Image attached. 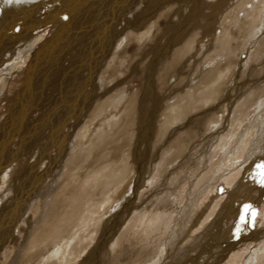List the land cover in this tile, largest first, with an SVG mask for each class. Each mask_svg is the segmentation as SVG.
<instances>
[{"label":"rangeland","instance_id":"1","mask_svg":"<svg viewBox=\"0 0 264 264\" xmlns=\"http://www.w3.org/2000/svg\"><path fill=\"white\" fill-rule=\"evenodd\" d=\"M113 1L0 16V264H264V0Z\"/></svg>","mask_w":264,"mask_h":264},{"label":"bare ground","instance_id":"2","mask_svg":"<svg viewBox=\"0 0 264 264\" xmlns=\"http://www.w3.org/2000/svg\"><path fill=\"white\" fill-rule=\"evenodd\" d=\"M35 0H11V3H9L8 2V0H0V16H2V18H3V20L5 21L6 19H7V21L6 22H12V17H13V15L15 14V12H17V10L19 11V9L21 10V8H23V7H25V6H27L28 4H30L31 2H34ZM40 1V0H39ZM45 1V0H44ZM119 1H121V0H114L113 1V3H112V6H110L111 7V9H110V11H109V13L106 15V18H104L102 21H101V25H100V27H98L97 28V30H96V32H98V35H96V37L95 38H97L96 39V41L98 40L99 41V43H100V45H101V48H102V50L100 51V53L98 52V54H97V58L98 57H101V56H103L104 55V53H105V51H106V49H107V45H106V43H105V32H106V27H107V25L110 23V21H111V19L114 17L113 16V14H114V12L117 10H114L117 6L119 7V9L118 10H120V14H122V11L124 10L125 12H129L134 6H136V4H134L133 6L131 5L130 6V2L131 1H133V2H136V0H123V2L125 3V5H124V7L122 6V7H120L119 6ZM143 1V0H142ZM82 2V1H81ZM109 2V1H108ZM122 1L120 2V4L121 3H123ZM140 3V2H139ZM38 4H41V3H38ZM71 4V3H70ZM79 4H80V2H79ZM82 4V3H81ZM90 5H89V7L91 6V5H93V4H91V3H89ZM72 6V5H71ZM159 6V5H158ZM28 7V6H27ZM81 7V6H80ZM87 7V6H86ZM92 7V6H91ZM109 7V8H110ZM30 8H33L32 7V5H31V7ZM123 10H122V9ZM25 11H27V10H25ZM22 12H23V10H22ZM21 12V13H22ZM74 12H75V10H74ZM85 12H87V11H85ZM125 12H123L124 14H125ZM27 13V12H26ZM98 13V12H97ZM17 14H18V12H17ZM115 14H116V12H115ZM118 15V14H117ZM127 15V14H126ZM126 15H123V16H125V18H126ZM12 16V17H11ZM14 18H16V17H14ZM19 18V17H18ZM122 18V17H121ZM88 19V18H87ZM99 21V20H98ZM67 22V21H66ZM127 22V21H126ZM122 23V22H121ZM99 24V23H98ZM63 25H65V24H63ZM10 26V25H9ZM36 26V25H35ZM12 27V26H11ZM10 29V28H9ZM8 28H7V30H9ZM58 30V29H57ZM6 31V30H5ZM60 31V30H59ZM58 31V32H59ZM6 33V32H5ZM62 33V32H61ZM139 34V33H138ZM61 35V34H60ZM32 36V35H31ZM0 37H1V35H0ZM59 37V36H58ZM58 40V39H57ZM107 40V39H106ZM53 41V40H52ZM46 42V41H45ZM82 42V41H81ZM110 42V41H109ZM37 43V42H36ZM49 43V42H48ZM52 43H54V42H52ZM39 44V43H38ZM43 44V43H42ZM41 44V45H42ZM37 45V44H36ZM51 45V44H50ZM49 46V45H48ZM96 46V45H95ZM111 46V45H110ZM43 47V46H42ZM92 48H94L93 46H91ZM98 47H99V45H98ZM36 49V48H35ZM33 50V49H32ZM38 50V49H37ZM41 50V49H40ZM25 51H26V49H25ZM95 51V50H94ZM36 52V51H35ZM34 52V53H35ZM38 53V52H37ZM26 54V53H25ZM25 54H23L24 56H25ZM91 54V53H90ZM32 55V54H31ZM96 55V54H95ZM33 56V55H32ZM37 56V55H36ZM92 57V56H91ZM32 58V57H31ZM97 58H91V59H89L88 61H86V63H87V68H88V71H89V74H88V77L86 78V80H85V82H84V84H85V87L89 84V83H91L92 82V80H93V76H92V73H94L93 72V69H92V62L95 60V59H97ZM38 59V58H37ZM99 60H100V58H99ZM31 62V61H30ZM33 66V65H32ZM81 66V65H80ZM27 67V66H26ZM30 67V66H29ZM152 68V67H151ZM28 70V69H27ZM30 73H31V71H30ZM87 73V72H86ZM29 74V73H28ZM29 76V75H28ZM31 76V75H30ZM33 77V76H32ZM73 77V76H72ZM27 78V77H26ZM67 80H69V79H67ZM31 81V80H30ZM83 82V81H82ZM7 84V83H6ZM83 84V85H84ZM4 85V84H3ZM90 85V84H89ZM81 86L82 85H79V89L77 88V90H76V96H75V98L70 102V100H69V102L68 103H66L67 105H69V108L72 110V111H74L75 110V106H76V103H77V108L79 107V105H80V102H78L79 101V97H80V100L82 99V92H83V90L84 89H82L81 88ZM3 87V86H2ZM4 87H5V85H4ZM3 87V88H4ZM84 87V88H85ZM6 88V87H5ZM73 89V88H72ZM31 90H32V86L30 85V100H29V104H28V107H30V108H28L29 109V111H30V113L32 112V110L34 109V105H35V96H34V94H31ZM68 90V89H67ZM74 90V89H73ZM3 91V90H2ZM1 91V92H2ZM6 91V90H5ZM28 91V90H27ZM4 92V91H3ZM2 92V93H3ZM22 93H24V92H22ZM25 94V93H24ZM24 94H21V95H24ZM4 95V94H3ZM20 95V94H19ZM74 95V94H73ZM58 97V96H57ZM70 97V96H69ZM68 97V98H69ZM15 98H17V96L15 97ZM54 98V97H53ZM18 99V98H17ZM17 99H15V101L17 100ZM20 99V98H19ZM25 99V98H24ZM70 99V98H69ZM37 100V99H36ZM82 101V100H81ZM18 102H20V101H18ZM66 102H67V100H66ZM20 104V103H19ZM60 104H64V102H62V103H60ZM59 104V105H60ZM21 105V104H20ZM59 105H57V106H55V109L53 110V113H55V117L56 118H58L59 117V114L63 111V109L65 110L66 108L64 107L63 109H61V107L63 106V105H61V107H59ZM75 105V106H74ZM25 106V105H24ZM53 106V105H52ZM68 107V106H67ZM53 108V107H52ZM61 109V110H60ZM160 109V108H159ZM19 110V109H18ZM24 110V109H23ZM35 110V109H34ZM28 111V110H27ZM24 112V111H23ZM66 112V111H65ZM68 113V112H67ZM17 115V114H16ZM23 115V114H22ZM29 115V114H28ZM28 115H26V117H28ZM54 115V114H53ZM53 115L52 114H50V116H49V119H48V121H46L47 122V126L48 127H50L48 124H50L49 123V120L53 117ZM68 116V115H67ZM69 116H71L70 114H69ZM20 117V116H19ZM63 117V116H62ZM64 118V117H63ZM60 119V118H59ZM64 119H66V118H64ZM63 119V120H64ZM20 120H22V121H24L25 119L24 118H22V119H20ZM61 121H62V119H61ZM72 121V120H71ZM52 122V121H51ZM60 122V121H59ZM20 123H22V122H20L19 121V123H18V125L20 124ZM61 124H64V123H61ZM51 125V124H50ZM66 125V124H65ZM16 127V124H14V127L12 128V131H11V134H12V132H13V129ZM21 128V127H20ZM17 130V129H16ZM31 130H33V129H31ZM39 130V129H38ZM49 132H50V134H49V136H50V143H51V145H52V147H54L55 145H56V143H57V133H60V131L62 130V127H60V125L56 122L55 123V126H52L51 125V127L49 128ZM15 131V130H14ZM20 131V130H19ZM16 133V132H15ZM66 133V132H65ZM44 134V133H43ZM44 135H46V134H44ZM67 135V134H66ZM43 136V135H42ZM46 137V136H45ZM58 137H59V135H58ZM40 138H42V137H40ZM48 138V137H47ZM62 138V137H61ZM59 139V138H58ZM63 139V138H62ZM62 139H60V140H62ZM43 140V139H42ZM46 140V139H45ZM42 142V141H41ZM46 142V141H45ZM48 142H49V140H48ZM62 143V142H61ZM13 144V141L10 143V146ZM24 144V143H23ZM43 145V144H42ZM46 145V144H45ZM57 146V145H56ZM19 147V146H18ZM41 147V146H40ZM43 147V146H42ZM20 148H21V146H20ZM44 148V147H43ZM3 150V149H2ZM40 150V149H39ZM48 150V149H47ZM45 150H43V152H44ZM49 151V150H48ZM47 151V152H48ZM10 153V152H9ZM18 153V152H17ZM2 155V154H1ZM46 155V154H45ZM18 156V155H17ZM48 156H51L50 155V151H49V155ZM17 158V157H16ZM36 158H37V156H36ZM36 158H35V160H36ZM39 158V157H38ZM37 158V159H38ZM14 160H15V158L13 157V156H11V159L10 160H7L8 161V163H7V166H12L13 165V162H14ZM30 160V159H29ZM28 160V161H29ZM34 160V159H33ZM39 160H40V158H39ZM18 161V160H17ZM16 161V162H17ZM44 161V160H43ZM42 161V162H43ZM34 161H31V163H33ZM36 162H37V160H36ZM41 162V161H40ZM58 162V161H57ZM28 163V162H27ZM27 163H26V165H27ZM30 165V164H29ZM35 165H37V163L35 164V162H34V168H32L33 170L35 169ZM52 164H51V162L48 164V168L47 169H49V167L51 166ZM32 166V167H33ZM24 167H26V166H24ZM46 167V166H45ZM38 169V168H37ZM46 169V170H47ZM45 170V169H44ZM31 171V170H30ZM35 171H36V169H35ZM48 171V170H47ZM30 173V172H29ZM32 175V174H31ZM30 175V176H31ZM38 175V174H37ZM29 176V175H28ZM37 177V176H36ZM39 177V176H38ZM25 179V178H24ZM38 179V178H37ZM30 180V179H29ZM26 181V180H25ZM35 181V180H34ZM22 183H26V182H24V180H23V182ZM29 183V182H28ZM38 183V182H37ZM34 185L36 184V183H33ZM33 186V185H32ZM24 188V187H23ZM22 188V189H23ZM18 189H19V187H18ZM16 195V194H15ZM21 195V194H20ZM29 195V190L27 189L24 193H23V195H22V197H21V199H20V201L19 202H16V204H15V209H14V215H15V220L19 217V210H21L20 208V206H21V202L23 201V198H25V196H28ZM18 199V198H17ZM24 204V203H23ZM24 206V205H23ZM5 214V213H4ZM8 215V214H7ZM13 215V214H12ZM7 219H8V217H6ZM4 219H5V217H4ZM6 220V219H5ZM4 220V221H5ZM15 220L13 219V221L15 222ZM12 221V220H11ZM16 223V222H15ZM15 223H13V225L15 224ZM11 224H12V222H11ZM6 225H8V224H6ZM5 225V226H6ZM12 225V226H13ZM14 227V226H13ZM0 229H1V227H0ZM10 229H12L13 230V228H10ZM6 232V231H5ZM142 263V262H141Z\"/></svg>","mask_w":264,"mask_h":264},{"label":"snow or ice","instance_id":"3","mask_svg":"<svg viewBox=\"0 0 264 264\" xmlns=\"http://www.w3.org/2000/svg\"><path fill=\"white\" fill-rule=\"evenodd\" d=\"M9 3H11V0H8ZM258 168L262 169L260 173H258L261 176V182L264 183V165H257ZM247 211V206H246ZM256 213L253 212V219L255 218Z\"/></svg>","mask_w":264,"mask_h":264}]
</instances>
